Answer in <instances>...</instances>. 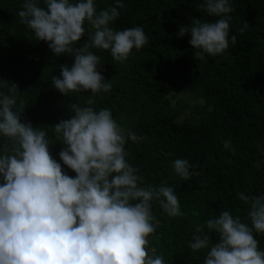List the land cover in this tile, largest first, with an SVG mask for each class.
<instances>
[{"label":"trees","instance_id":"16d2710c","mask_svg":"<svg viewBox=\"0 0 264 264\" xmlns=\"http://www.w3.org/2000/svg\"><path fill=\"white\" fill-rule=\"evenodd\" d=\"M115 2L94 0L97 10ZM121 2L125 7L118 9L120 16L110 26L142 27L148 42L123 62L113 60L110 51L92 49L101 59L98 70L111 83L110 91L97 94L94 107L109 109L121 126L143 137L126 143V160L146 185L173 187L179 199L182 215L177 217H169L152 202L158 224L148 237L150 254L154 249L165 264H203L206 250L189 247L196 225L224 210L248 222L249 206L237 194L264 195V0H229V34L236 42L230 40L216 56L205 54L204 60L194 59L190 35L178 36L193 19H218L198 11L204 0ZM23 3L0 0V81L16 85L15 108L21 100L26 102L20 121L46 131L50 155L74 178L75 172L60 160L65 145L53 126L71 118L69 105L84 106L91 93L63 95L52 86L51 77L60 75V65L71 66L73 57L54 55L20 23L17 13ZM86 40L82 37L74 47ZM180 94L186 99L173 102ZM225 140L230 141L228 149ZM5 141L0 136V154ZM177 158L193 165L188 180L175 174ZM3 182L0 176V185ZM209 235L211 244L218 242L214 232ZM254 236L264 251V234Z\"/></svg>","mask_w":264,"mask_h":264},{"label":"clouds","instance_id":"9594fccd","mask_svg":"<svg viewBox=\"0 0 264 264\" xmlns=\"http://www.w3.org/2000/svg\"><path fill=\"white\" fill-rule=\"evenodd\" d=\"M124 7L121 0L102 10L94 0H24L17 13L54 55L73 57L71 66L60 65V75L51 77L52 86L63 95L91 94L84 106L70 104L71 118L53 126L65 145L60 160L75 172L73 178L50 155L46 131L20 121L26 102L15 108L16 85L0 81L7 88L0 91V136L6 138L0 154V264H165L147 247L158 224L152 202L177 217L179 199L173 187L146 185L126 160V143L143 137L121 126L109 109L94 107L97 94L110 91L111 83L98 70L101 59L92 49L110 51L113 60L123 62L148 42L142 27L110 26ZM198 11L218 19H193L178 36L190 35L194 59L204 60L236 42L229 34L233 9L229 0H204ZM84 36L87 40L74 47ZM223 144L230 148L229 140ZM192 167L187 159L173 162L182 180L194 174ZM237 195L249 206L248 222L224 210L195 227L189 247L206 250L203 264H264L254 236L264 234V195ZM209 232L218 237L214 245Z\"/></svg>","mask_w":264,"mask_h":264},{"label":"rangeland","instance_id":"374dc122","mask_svg":"<svg viewBox=\"0 0 264 264\" xmlns=\"http://www.w3.org/2000/svg\"><path fill=\"white\" fill-rule=\"evenodd\" d=\"M185 96H186V95H183V94L177 95V96H175V97L173 98L172 101L174 102V100H175L176 98L184 99ZM185 99H186V98H185ZM185 99H184V100H185Z\"/></svg>","mask_w":264,"mask_h":264}]
</instances>
